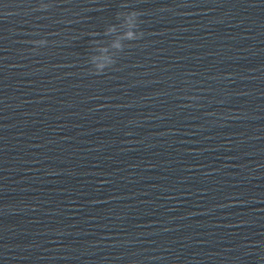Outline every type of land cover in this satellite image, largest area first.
<instances>
[{
  "label": "clouds",
  "instance_id": "obj_1",
  "mask_svg": "<svg viewBox=\"0 0 264 264\" xmlns=\"http://www.w3.org/2000/svg\"><path fill=\"white\" fill-rule=\"evenodd\" d=\"M51 7L52 5L50 3L41 2L38 10L47 11ZM125 7L127 8V6ZM140 17L141 12L135 9H127L116 14L118 23L109 26L105 33L107 36L115 37L111 45L112 49L116 52H123L126 45H130L126 44V42L138 41L143 38L144 32L140 30V24L142 23ZM30 43L36 46L33 48V51H36L37 48L47 45L48 41L39 39L30 41ZM90 63L93 66L95 74L99 75L103 74L106 69H110L116 63V59L112 56L92 55Z\"/></svg>",
  "mask_w": 264,
  "mask_h": 264
}]
</instances>
